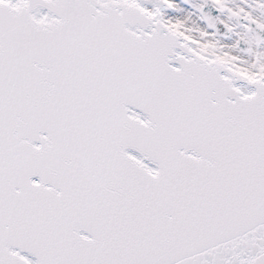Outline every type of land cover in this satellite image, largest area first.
Returning a JSON list of instances; mask_svg holds the SVG:
<instances>
[{"label": "snow or ice", "instance_id": "1", "mask_svg": "<svg viewBox=\"0 0 264 264\" xmlns=\"http://www.w3.org/2000/svg\"><path fill=\"white\" fill-rule=\"evenodd\" d=\"M0 264H264V0H0Z\"/></svg>", "mask_w": 264, "mask_h": 264}]
</instances>
